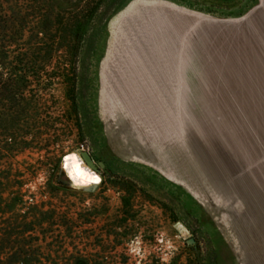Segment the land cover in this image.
I'll return each instance as SVG.
<instances>
[{
  "label": "rangeland",
  "instance_id": "obj_1",
  "mask_svg": "<svg viewBox=\"0 0 264 264\" xmlns=\"http://www.w3.org/2000/svg\"><path fill=\"white\" fill-rule=\"evenodd\" d=\"M178 1H106L76 67L80 130L56 83L50 113L20 117L36 136L54 119L53 143L0 142V201H26L0 227L34 220L30 197L55 211L38 226L47 234L0 242V264L21 250L33 264H264L259 0ZM81 149L105 163L99 183L50 192L42 163L57 159L61 178L64 155ZM28 163L36 172L17 193L13 169Z\"/></svg>",
  "mask_w": 264,
  "mask_h": 264
},
{
  "label": "trees",
  "instance_id": "obj_2",
  "mask_svg": "<svg viewBox=\"0 0 264 264\" xmlns=\"http://www.w3.org/2000/svg\"><path fill=\"white\" fill-rule=\"evenodd\" d=\"M106 1L108 0H0V142L27 143L38 136H43V140L50 142L51 134H55L57 130L54 119L43 126L44 133L36 136L35 133L22 132L24 128L31 130V123L22 125L20 122H23V118L20 117L32 112L50 113L54 106L47 98L53 95L56 83L63 84V95L68 102L66 112L74 114L80 130V87L76 67L91 23L100 20L96 15L101 12ZM76 9L78 12L75 11L73 15ZM99 29L101 30L100 26L96 31ZM48 68L50 71H47ZM10 146L6 144L5 149ZM57 162L56 159L52 163H42L50 171L47 184L52 193L65 185L58 174ZM13 170V175L20 178L17 185L15 182L11 188H16L17 193H20L23 182L19 180L25 172L33 174L36 169L28 163ZM19 196L6 202L0 201V213L7 212L8 206L26 204ZM30 198L32 200L26 209L34 220L1 226L2 245L17 242L25 244L29 243L30 238L33 240L34 236L47 234V231H41L38 226L43 223L42 220L54 218L55 211L44 210L43 202L36 203L33 201L34 197ZM63 226L71 234L72 225L65 223ZM25 252L17 251L15 256L8 258L7 264H16L22 254V264H33L34 259Z\"/></svg>",
  "mask_w": 264,
  "mask_h": 264
},
{
  "label": "bare ground",
  "instance_id": "obj_3",
  "mask_svg": "<svg viewBox=\"0 0 264 264\" xmlns=\"http://www.w3.org/2000/svg\"><path fill=\"white\" fill-rule=\"evenodd\" d=\"M61 167L68 180L78 188L87 189L100 181L99 175L86 166L75 152L64 155Z\"/></svg>",
  "mask_w": 264,
  "mask_h": 264
},
{
  "label": "water",
  "instance_id": "obj_4",
  "mask_svg": "<svg viewBox=\"0 0 264 264\" xmlns=\"http://www.w3.org/2000/svg\"><path fill=\"white\" fill-rule=\"evenodd\" d=\"M78 156H79V158H81L82 162H83L86 166H88L90 169H92L93 171H95V172H97V173H99L100 169L104 167V164H103L102 161H98V162L95 164V162H94V160L92 159L91 155H90L89 152L86 151V150H83V149L79 150V151H78ZM62 160H63V159H62ZM60 172H61V180H62L64 183L68 184L69 186H71V187H73V188H78V187H76L75 185H73V184L68 180V178H67V176H66V174H65V171H64V169H62V167H61V171H60ZM95 187H96V186H91V187L87 188L86 190H91V189H94ZM192 241H193L192 239H189V240H188V243H192Z\"/></svg>",
  "mask_w": 264,
  "mask_h": 264
},
{
  "label": "crops",
  "instance_id": "obj_5",
  "mask_svg": "<svg viewBox=\"0 0 264 264\" xmlns=\"http://www.w3.org/2000/svg\"><path fill=\"white\" fill-rule=\"evenodd\" d=\"M253 15L252 17L256 20H264V0H259V2L253 7ZM251 12L246 13V19L251 18ZM250 16V17H249Z\"/></svg>",
  "mask_w": 264,
  "mask_h": 264
},
{
  "label": "clouds",
  "instance_id": "obj_6",
  "mask_svg": "<svg viewBox=\"0 0 264 264\" xmlns=\"http://www.w3.org/2000/svg\"><path fill=\"white\" fill-rule=\"evenodd\" d=\"M135 250V249H134Z\"/></svg>",
  "mask_w": 264,
  "mask_h": 264
}]
</instances>
